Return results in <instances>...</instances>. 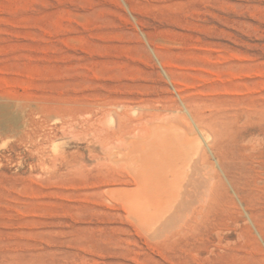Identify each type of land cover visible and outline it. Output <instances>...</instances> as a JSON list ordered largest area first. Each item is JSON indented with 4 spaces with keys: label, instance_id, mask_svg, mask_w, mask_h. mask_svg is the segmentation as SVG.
Returning a JSON list of instances; mask_svg holds the SVG:
<instances>
[{
    "label": "rangeland",
    "instance_id": "1",
    "mask_svg": "<svg viewBox=\"0 0 264 264\" xmlns=\"http://www.w3.org/2000/svg\"><path fill=\"white\" fill-rule=\"evenodd\" d=\"M101 105L225 138L223 247L162 248L104 196ZM0 264H264V0H0Z\"/></svg>",
    "mask_w": 264,
    "mask_h": 264
},
{
    "label": "bare ground",
    "instance_id": "2",
    "mask_svg": "<svg viewBox=\"0 0 264 264\" xmlns=\"http://www.w3.org/2000/svg\"><path fill=\"white\" fill-rule=\"evenodd\" d=\"M97 109L107 112L105 105ZM165 112L150 105L133 114L124 107L112 111V125L103 123L106 114L100 117L96 156L103 194L160 247L185 244L208 253L225 244L219 233L229 206L222 202L226 186L221 172L229 146L193 111L174 117Z\"/></svg>",
    "mask_w": 264,
    "mask_h": 264
}]
</instances>
